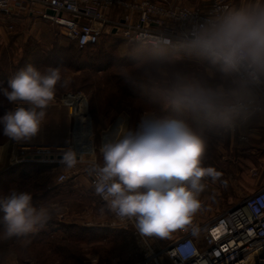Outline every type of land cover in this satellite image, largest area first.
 <instances>
[{
    "label": "clouds",
    "instance_id": "obj_1",
    "mask_svg": "<svg viewBox=\"0 0 264 264\" xmlns=\"http://www.w3.org/2000/svg\"><path fill=\"white\" fill-rule=\"evenodd\" d=\"M192 44L223 73H238L247 82H258L264 77V3L256 0L209 19L193 33ZM68 83L61 68L51 66L41 70L28 65L10 78L0 93L16 107L0 117L3 135L17 142L36 136L57 85ZM246 95L243 80L236 87L209 86L191 75L177 76L167 90L177 111L208 120L238 111ZM206 147L203 130L184 118L145 113L134 129L118 123L99 147L101 159L89 167L95 193L106 202L101 214L107 209L132 221L146 238L170 240L178 231L190 233L192 239L179 244L172 254L182 264L196 256L194 239L201 229L194 217L202 208L204 180L220 176L215 168L203 166ZM62 160L74 167L77 152L67 149ZM0 211L4 213L0 238L27 240L59 216L63 205L53 200L33 204L31 192L11 189L0 197Z\"/></svg>",
    "mask_w": 264,
    "mask_h": 264
},
{
    "label": "rangeland",
    "instance_id": "obj_2",
    "mask_svg": "<svg viewBox=\"0 0 264 264\" xmlns=\"http://www.w3.org/2000/svg\"><path fill=\"white\" fill-rule=\"evenodd\" d=\"M73 46L63 30L56 25L27 20L14 23V27H11V23L4 22L0 18V72L3 75L15 76L20 68L25 69L23 64L24 62L28 64L29 59L26 57L30 55L32 61L28 65L41 70L45 66L62 62V77L69 83L66 87L57 85L56 91L66 90L64 95H85L92 107V102L98 104V88L105 90L108 87L112 88L102 94L104 97L108 93L106 102L113 103L112 107L108 108L104 105L99 109L105 112L99 117V121L104 124H109L118 112L126 111L130 115L133 129L136 127L137 113L134 109L137 110L135 107L137 104L132 98V100L130 98L123 100L122 97L126 93L140 95L148 101L151 110L145 113L161 118L170 117L175 108L167 98V90L177 76L191 75L209 86L236 87L242 81L236 73H223L219 65L212 64L210 59L199 50L184 51L169 56L163 51L130 45L118 37L110 38L102 42L101 47L84 52ZM56 48L65 49L58 61H55L52 53ZM52 58H54L53 62L50 61ZM245 88L246 99L255 98L251 87L245 84ZM173 117L175 116L172 115L170 118ZM0 136L4 137L3 132ZM9 139L2 138L0 145ZM259 151L256 157L250 160V165L243 157L238 158L228 154H224L223 157L216 151H208L203 166L215 168L220 176L215 181L208 178L206 188L202 192V208L194 217L195 224L199 227L203 226L211 217L231 208L264 185V150ZM87 159L90 158L84 157V160ZM34 163L40 166L46 164V162ZM85 181L84 178L80 183L84 184ZM83 192V187L73 190L69 185L64 187L63 192H59L61 193L59 196L54 194L50 197V200L62 201L67 219L73 221L72 218L75 216L77 222L58 223L54 217L43 229L34 233L47 234L50 241L61 249L57 255L47 252V258L43 257L39 262L41 264H144L148 249L135 234L133 227L117 220L107 209L101 214L100 209L106 207V202L98 196H86ZM217 205H220V210L214 209ZM183 233V231L174 233L170 240L158 238H147V240L154 250H162ZM72 234L74 238H71ZM29 240V238L16 239L15 243L25 246ZM0 245H2L0 264H16L13 262L17 255L8 254L9 247L2 238ZM28 259L26 264H39L35 258Z\"/></svg>",
    "mask_w": 264,
    "mask_h": 264
},
{
    "label": "built area",
    "instance_id": "obj_3",
    "mask_svg": "<svg viewBox=\"0 0 264 264\" xmlns=\"http://www.w3.org/2000/svg\"><path fill=\"white\" fill-rule=\"evenodd\" d=\"M237 9L235 0H210V4L186 6L170 0H0V18L4 22L35 20L60 27L67 39L77 48L84 49L118 37L134 46L158 50L166 48L172 54L188 48L200 50L192 44L193 33L209 19ZM13 27V25H11ZM255 98L245 99L241 109L232 114L262 111L264 109V77L258 82H247ZM53 104L68 108L73 119L72 142L66 147L48 145H25L9 139L12 165L28 162L63 161V153L71 148L79 159H84L78 150L80 144L79 113L84 109L90 130L89 140L93 146V121L88 99L82 94L54 96ZM16 105H13L12 110ZM90 159H87L89 162ZM68 175L61 173L58 181L65 182ZM94 194V177L90 175ZM102 199V198H101ZM103 200V199H102ZM114 217L133 227L135 234L146 245L148 253L144 264H182L173 251L179 244L192 239L184 232L162 250H154L146 237L136 230L134 223ZM198 239H194L197 255L183 264H264V185L231 208L207 220ZM219 232L214 235V231Z\"/></svg>",
    "mask_w": 264,
    "mask_h": 264
},
{
    "label": "crops",
    "instance_id": "obj_4",
    "mask_svg": "<svg viewBox=\"0 0 264 264\" xmlns=\"http://www.w3.org/2000/svg\"><path fill=\"white\" fill-rule=\"evenodd\" d=\"M170 1L180 2L186 6H207L210 4V0ZM261 2L264 3V0H261ZM253 3H256V0H235L237 9ZM9 23H11V25H13L14 27V23L17 22ZM185 113L188 114V112ZM130 120V115L126 111H120L109 124H104L100 121L93 122V142L95 151L94 158L90 159V161H99L101 159L99 147L102 142L117 127L118 123L123 124L125 128H130ZM193 126L203 130L207 141L206 152L209 151V149H212L213 151L221 154L223 157L224 154L233 155L238 158L243 157L248 160L246 161L249 162L250 165V160L256 157L257 152L261 149L264 150V109L262 111H251L235 115H226L216 120L200 119L198 121H195ZM72 130L73 119L69 114L68 108L60 104L50 103L46 110V118L44 124L42 125L39 133L36 136L32 137L30 140L20 142L25 145H48L66 147L72 142ZM90 143L92 152L91 155H88L86 157L93 156V146L91 141ZM78 147L79 145L77 146L78 152L83 155L79 149L84 148H81V146L79 148ZM10 155L11 150L8 140L4 144L0 145V172L12 166ZM206 158L207 157L205 155L203 163H205ZM77 160L78 163L71 168L67 167L63 163V161L46 162L44 166H41L35 182L44 191H46L45 195H49V193L52 192V194L59 196V194H61L59 192H63L65 186L71 185L73 190L83 187V193L86 196H96L90 185L89 167L91 162L84 159H79L78 157ZM61 173H65L68 175L67 181H58ZM84 178L86 179L87 183L85 181L84 184H81L80 180ZM207 181L208 178H205L204 182L207 183ZM202 197L203 194L202 196L200 195L201 201L203 200ZM57 202L63 205V211L59 216L55 217L56 221L58 223L77 222V220L74 219L75 216L72 218L73 221H69L64 213V203H61L62 201L59 200H57ZM214 209L220 210V205H217L216 207H214ZM13 263H18L17 257Z\"/></svg>",
    "mask_w": 264,
    "mask_h": 264
},
{
    "label": "trees",
    "instance_id": "obj_5",
    "mask_svg": "<svg viewBox=\"0 0 264 264\" xmlns=\"http://www.w3.org/2000/svg\"><path fill=\"white\" fill-rule=\"evenodd\" d=\"M73 47H75V46H73ZM98 47H101V44L89 46V47L84 48V49H80V48L75 47V49H78L79 51L84 52L86 50L94 49V48H98ZM137 47L146 48V47L141 46V45H138ZM195 50L196 49L192 48V49L186 50V51H195ZM64 51H65L64 48H59V49L56 48L55 50H53L52 53L54 55L53 57L56 59L55 61L59 60V56ZM155 51H163L166 54H168L169 56L173 55L166 48H160V49L155 50ZM201 53H203V52L201 51ZM27 58L29 59V62H27V63L30 64L32 61V56L31 55L27 56L26 59ZM54 58L50 59V61L53 62ZM25 63L26 62H24L23 65L26 68L27 67L26 65H28V64H25ZM48 66L62 68L63 64H62V62H60V63L58 62L57 64L48 65ZM45 67H47V66H45ZM21 70H22V68H20L18 70V72ZM12 77L13 76H11L9 74L3 75L0 72V89L6 88L8 85L9 79ZM106 89L111 90L112 88L108 87ZM107 90H105V88H98L97 89V94H98V100H97L98 104L97 105H95V103L92 102L93 106L91 107V103L88 100L89 112L91 114L93 122L99 121V117L103 116V114L105 113V112L103 113V111L99 110L102 106L106 105V106H108V108L112 107L113 103L107 104V102H106V98L108 97V93L106 94V96H104V97L102 96V94ZM65 92H66V90L65 91H56L55 95L58 97H62ZM129 98L130 99L132 98L133 100H135V104H137V106H135L137 108V110L136 109H134V110H135V113H137V123H138L142 114L151 110V107H149L148 101L145 98H141L140 95H137V94L133 95L131 93H126L125 96L122 97L123 100H126V99L128 100ZM12 105L13 104L9 103L7 101V99L3 96V94L0 93V117H2L5 113H7L9 111H12V108H13ZM153 108L154 107H152V110H154ZM171 113L172 114L169 115L170 117L172 115H174L175 117L178 116L179 118H184L189 123H191L192 125H194L195 121H198L200 119H206L203 116H199V115L192 114V113L186 114L185 112H181V111H177V110H174ZM170 117H167V118H170ZM130 128H133V123H131V120H130ZM2 132H3L2 126H0V135ZM2 138L4 140L6 138V136H4ZM2 138L0 136V140H2ZM211 150L209 149V151H211ZM212 152H213V150H212ZM205 155H206V157L208 156V151L206 152ZM40 168H41V166L38 165L37 163L28 162V163H19V164L12 165L9 168H7L6 170L0 172V197L7 195L11 189H16V190H20V191L31 192L33 194V204H39L43 201L50 200V197L54 194H52V192H50L49 195H45L46 191H44L35 182V179L37 177V174H38V171L40 170ZM3 215H4V213L2 211H0V220H2ZM0 228H2V224H0ZM73 228H75V226H73ZM73 235L74 234L71 235L72 236L71 238H74ZM29 239H30L29 242L25 246H21L19 244H16L15 243L16 238H13L11 240H4L6 242V245L9 247L8 254L17 255L18 264H26L27 263L26 261L29 260L28 258H33V259L35 258L39 262L41 259H43V257L47 258V256H48L47 252H53L55 255H57L61 251L59 246H56L52 241H50L49 236L45 233L41 232L39 234H31ZM1 246L2 245H0V247ZM26 256H28V258ZM43 262H45V261H43ZM39 264H41V262H39Z\"/></svg>",
    "mask_w": 264,
    "mask_h": 264
},
{
    "label": "bare ground",
    "instance_id": "obj_6",
    "mask_svg": "<svg viewBox=\"0 0 264 264\" xmlns=\"http://www.w3.org/2000/svg\"><path fill=\"white\" fill-rule=\"evenodd\" d=\"M188 49H192V48H188ZM79 115H80V121L82 122L81 128H80L81 133H80L79 147L81 146V148L82 147L84 148V149H79V150L81 151L83 155L88 156V155H91V152H92L91 143L88 138L90 130L85 126V124H83V123L88 122L87 113L84 111V109H82Z\"/></svg>",
    "mask_w": 264,
    "mask_h": 264
},
{
    "label": "snow or ice",
    "instance_id": "obj_7",
    "mask_svg": "<svg viewBox=\"0 0 264 264\" xmlns=\"http://www.w3.org/2000/svg\"><path fill=\"white\" fill-rule=\"evenodd\" d=\"M219 232V229H216L215 231H214V235L216 234V233H218Z\"/></svg>",
    "mask_w": 264,
    "mask_h": 264
}]
</instances>
